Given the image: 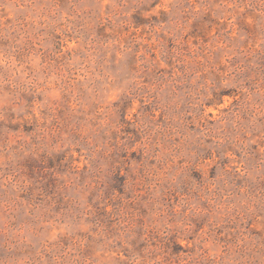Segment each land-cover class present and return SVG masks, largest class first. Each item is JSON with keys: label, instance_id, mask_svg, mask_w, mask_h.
<instances>
[{"label": "rangeland", "instance_id": "1", "mask_svg": "<svg viewBox=\"0 0 264 264\" xmlns=\"http://www.w3.org/2000/svg\"><path fill=\"white\" fill-rule=\"evenodd\" d=\"M0 264H264V0H0Z\"/></svg>", "mask_w": 264, "mask_h": 264}]
</instances>
